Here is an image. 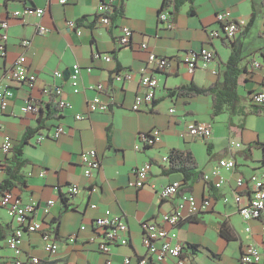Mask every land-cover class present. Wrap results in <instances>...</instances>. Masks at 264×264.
I'll list each match as a JSON object with an SVG mask.
<instances>
[{
  "label": "crops",
  "instance_id": "0c3cea01",
  "mask_svg": "<svg viewBox=\"0 0 264 264\" xmlns=\"http://www.w3.org/2000/svg\"><path fill=\"white\" fill-rule=\"evenodd\" d=\"M108 1L121 5V0H66L64 4L60 0H0V20L9 22L6 54L0 56V82L13 94L7 110L0 111V143L9 136L13 152L20 148L16 161L14 155L9 157L0 184L10 178L14 183L11 192L22 203L37 204L32 221L42 227L26 233L17 250L10 249L6 239L15 222L0 208V233H5V239L0 240V264L31 258H37V264H107L108 260L124 264L125 258L138 264L146 256L141 224L176 208L178 195L169 200L158 195L172 182L180 183L179 193L189 192L199 201L211 202L207 211L176 228L178 240L187 245L182 256L188 264H239L247 246L264 255V223L241 219L238 207L247 203V196L236 188L240 178L264 174V114L250 102L253 93L264 91V0H195L176 13L171 5L160 10L162 0H126L124 12L111 19L110 26L101 27L96 22L97 8ZM23 7L43 8L44 14L40 20L12 16ZM160 11L169 13L171 27L159 21ZM224 11L245 25L232 42L209 36L219 29L216 16ZM67 21L76 23L80 35L66 27ZM39 23L50 32L40 35ZM120 27L132 31L129 47L117 43ZM23 41H29V46L22 47ZM142 43L147 50L141 49ZM202 49L213 51L214 61L209 69L189 74L180 62L183 53ZM148 52L166 57L170 66L166 73L155 75V101L132 111L135 97L142 92L136 72L146 66ZM95 53L109 55L111 61L95 59ZM20 55L25 57L27 70L37 77L33 89L8 78ZM73 65L79 67L76 93L70 77ZM53 71H60L62 78H55ZM126 71L135 73L132 81L121 84L113 80L116 72ZM98 84H103L102 91L91 89ZM191 84L214 86L224 93L225 112L211 119L210 96L175 94ZM50 86L61 88L71 109L59 111L51 99L43 97L42 88ZM93 98L108 104V109L91 112L88 105ZM29 99L38 105L37 113L24 111ZM49 103L53 105L50 115ZM170 109L174 111L170 113ZM78 115L80 119H76ZM199 122L211 126L209 139L180 137L189 125ZM59 125L64 127L59 138L37 143L39 134ZM153 128L161 131V142L136 151L137 135ZM91 149L98 155L100 168L87 178L80 154ZM173 149L188 150L204 175L221 159L233 160L235 168L221 171L224 183L220 188L199 176L184 184L181 174L165 170L168 162L162 159ZM147 162L152 165L147 183L139 189L130 187L135 169ZM72 184L79 192L69 197L67 187ZM49 200L54 205L46 215L43 206ZM105 210L121 216L128 226V244L112 247L109 254L100 252L92 240L96 233L93 222ZM221 223L226 224L232 240L221 236ZM42 235L52 236L56 254L45 252ZM173 262L167 259L160 264ZM259 264H264V259Z\"/></svg>",
  "mask_w": 264,
  "mask_h": 264
},
{
  "label": "built area",
  "instance_id": "2783aa9c",
  "mask_svg": "<svg viewBox=\"0 0 264 264\" xmlns=\"http://www.w3.org/2000/svg\"><path fill=\"white\" fill-rule=\"evenodd\" d=\"M60 3H66V0H60ZM114 4L111 1L101 2L97 8V24L101 27H108L111 24L110 16L113 12ZM44 14L43 8L23 7L21 10L14 11L12 16L25 20L27 17H35L38 20ZM158 19L161 22L167 23L168 27L172 26L170 15L166 11L158 13ZM216 20L219 23V29L212 30L209 33L211 39H220L227 42H232L237 38V35L244 31V23L235 20L230 11H224L217 14ZM9 22L8 20H0V56L6 54V39ZM66 27L75 31L80 35L79 29L74 21H67ZM37 31L40 35H45L50 32V29L39 23ZM132 31L128 27H120L117 43L120 47H129L131 44ZM29 41H23L22 47H28ZM141 49L147 50V45L142 43ZM95 59H101L105 62H110L109 55L95 53ZM215 53L210 50L202 49L200 51L187 50L183 53L180 62L184 65L189 74H193L197 69H209L210 64L214 61ZM169 60L166 57L158 56L152 52H148L146 66L139 69L136 74L139 75L141 95H137L131 107L132 111H138L143 105L152 104L155 101V94L158 88V80L156 74H164L169 69ZM259 64L255 63V67ZM90 69L88 68L87 71ZM215 74L214 70H211ZM79 74V67L72 66L71 82L73 92H78L76 79ZM52 75L57 78H62L60 71H53ZM135 73L132 71L116 72L112 77L115 82L124 84L133 80ZM10 81L17 84H24L29 88H34L37 77L26 68L25 57L20 55L14 61L8 74ZM103 84L92 86L91 89L102 91ZM43 97L51 99L59 111L71 109L70 102L62 98L61 88L50 86L43 87L41 90ZM13 96L11 90L0 82V111L7 110L9 101ZM50 101V100H49ZM251 105L257 108L264 114V91L253 93L250 97ZM108 104L101 103L98 98H93L88 107L91 112H103L108 109ZM38 105L25 101L24 111L29 113H37ZM174 110L170 109L172 113ZM81 116H76L80 119ZM64 133V127L59 125L51 132H43L38 135L37 143L43 140L57 139ZM212 135L211 126L206 123H193L187 127V130L180 134L181 138L187 136L196 139H209ZM161 131L153 128L146 133L137 135V143L134 149L140 151L144 148L154 147L161 142ZM13 141L9 136L3 137L0 143V174L6 168L7 159L11 156ZM163 162H168L167 157H163ZM80 163L83 168V175L90 178L94 172L100 168V161L95 150H86L80 154ZM152 165L147 162L134 171V180L129 182L130 187L136 189L142 188L148 181ZM235 168V162L230 159H221L217 161L211 171L204 175V181L207 183L213 182L214 188H220L224 183V178L221 175L222 170L231 171ZM43 173H41V176ZM237 191L244 192L247 196V203L238 207V214L243 221H260L264 223V174L252 175L247 179L240 178L236 182ZM180 183L172 182L165 185L158 193L161 200H169L178 195V202L173 212L163 213L157 219L144 221L141 224L142 245L145 248L146 256L139 259L138 264H160L167 259H173V264H188L183 258L182 253L185 249V244L178 240L176 228L184 220L193 218L210 208L211 202L208 199L201 201L197 200L189 192L179 193ZM79 189L76 185H68L67 195L69 197L77 195ZM54 205L53 200L47 201L43 206V212L48 215L50 208ZM95 206H92L94 208ZM0 208L3 209L8 218L15 222V228L6 239L7 246L10 249L17 250L22 243V238L26 233L39 231L42 227L40 222L32 221L37 210V204L33 202L22 203L21 200L11 191H5L0 196ZM96 233L92 240L97 244L98 250L103 254H109L112 247L117 245H126L128 240L126 233L128 226L119 215H114L111 211L105 210L101 217H98L93 222ZM246 231H249L247 228ZM44 240V250L50 255L56 254V249L52 236L42 235ZM72 242L73 239L70 238ZM264 255L260 249L252 246L245 247L239 256V264H259L263 261ZM37 258L27 259L26 261L14 260L9 264H37ZM107 264H111L108 260ZM124 264H130L128 258L124 259Z\"/></svg>",
  "mask_w": 264,
  "mask_h": 264
},
{
  "label": "trees",
  "instance_id": "16d2710c",
  "mask_svg": "<svg viewBox=\"0 0 264 264\" xmlns=\"http://www.w3.org/2000/svg\"><path fill=\"white\" fill-rule=\"evenodd\" d=\"M125 1L126 0H121V5L119 7L114 6L110 19H113L116 15H120L124 12ZM194 1L195 0H162V6L160 10H163L164 8L171 5L173 8V13H176L183 4L185 3L192 4ZM190 12L193 13L192 10H190ZM175 94L182 97H197L201 95L210 96L212 98V104H213L212 112L210 115L211 119H214L215 117L221 115L226 110L225 106L227 105V98L224 93L220 91H216V88L214 86L205 88L191 84L189 86L180 87L179 89H177ZM52 106H53L52 103H49L48 105L49 115L52 113V108H53ZM29 136L30 134H28V137ZM19 154H20V148L14 149L13 152V147H12L11 156L14 155L15 161L17 160ZM167 159H168V166L165 169L166 172L181 174L184 184L189 185L188 182L193 181L194 178L197 176L201 177L204 180V174L202 172L201 173L198 172L196 161L193 155L188 150L173 149L169 152ZM7 162H6V166H7ZM13 186L14 183H12L10 178L4 180L0 184V196L5 191H11ZM220 234L226 240L233 239V235L230 232H228V228L225 223L220 224ZM4 239H5V233L4 232L0 233V240H4ZM186 247L187 245H185V249H187Z\"/></svg>",
  "mask_w": 264,
  "mask_h": 264
},
{
  "label": "rangeland",
  "instance_id": "374dc122",
  "mask_svg": "<svg viewBox=\"0 0 264 264\" xmlns=\"http://www.w3.org/2000/svg\"><path fill=\"white\" fill-rule=\"evenodd\" d=\"M216 128V127H215Z\"/></svg>",
  "mask_w": 264,
  "mask_h": 264
}]
</instances>
